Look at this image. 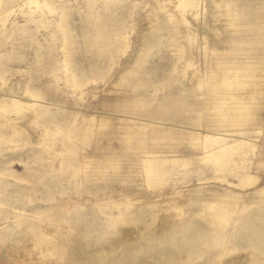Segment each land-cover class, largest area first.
I'll return each mask as SVG.
<instances>
[{
  "label": "rangeland",
  "instance_id": "1",
  "mask_svg": "<svg viewBox=\"0 0 264 264\" xmlns=\"http://www.w3.org/2000/svg\"><path fill=\"white\" fill-rule=\"evenodd\" d=\"M4 98L0 264L264 260V0H0Z\"/></svg>",
  "mask_w": 264,
  "mask_h": 264
},
{
  "label": "bare ground",
  "instance_id": "2",
  "mask_svg": "<svg viewBox=\"0 0 264 264\" xmlns=\"http://www.w3.org/2000/svg\"><path fill=\"white\" fill-rule=\"evenodd\" d=\"M182 4V2L180 3V5ZM183 73V72H182ZM261 85V84H260ZM229 92V91H228ZM9 102H11L13 105H14V108L16 109V110H19L23 105H24V103L23 102H21V101H18V100H16V99H11L10 101H7V100H5V98L3 99V100H0V109H6V108H8V104H9ZM240 113H236V117L239 115ZM4 136V134H1L0 135V137H3ZM224 198V197H223ZM232 202V201H231ZM217 204L218 203H214L213 202V204H208L207 206L208 207H206V215H207V217H208V221L211 223V224H215V225H217V226H223L222 224L225 222V221H227V216H225V209H221V210H219V209H216L217 208ZM220 206H222V205H220ZM220 206H218V207H220ZM239 208V207H238ZM238 208L236 209V213H238ZM263 208V207H262ZM212 209H213V212H209V211H212ZM214 209L216 210V211H214ZM209 210V211H208ZM150 214V213H149ZM149 217V216H148ZM242 217V216H241ZM244 218H246V220H248V218L247 217H244ZM234 219V218H233ZM174 220H176V221H174ZM172 222L170 221V222H168L167 220V222L168 223H166L164 226L165 227H162V231H163V235H162V237H163V239L165 240V242L166 243H172L173 245H175V247L177 248V251H174L173 250V252H169L168 250H161L160 251V253H161V256L163 257V259L165 260V262L166 263H168V264H194L195 263V257H194V253H195V251L198 249V247H200V246H202L204 243H207V241H210L211 240V238L213 239L214 238V236L213 237H210L208 234H205V236L202 234V235H199L198 234V230L197 231H194V227L193 228H191V222H189V220L188 219H186V220H184V221H182V222H177L178 220L175 218ZM245 220V219H244ZM244 223V222H243ZM245 223H247L246 221H245ZM245 227H243V229H245V230H247L248 232H251V234H253V235H255V240L258 242V247H259V249H258V254H259V256H260V259L259 260H262V258H263V254H264V226L263 225H261V226H256V225H254V226H251V225H244ZM177 230V231H180V232H183L182 233V237H180V236H178L177 235V237H178V239L177 240H175V241H171L170 240V236H173V233H172V230ZM202 232V231H201ZM156 235H160V234H157V232L155 233ZM162 234V233H161ZM181 234V233H180ZM222 234V237L223 236H225V234H224V232L223 233H221ZM126 236H128V237H130V239H129V241L128 242H130L131 240L133 241H135L134 243H137V241H136V237H135V235H126ZM125 236V237H126ZM21 237H23V236H21ZM215 237H217V236H215ZM221 237V236H220ZM132 238V239H131ZM23 239V238H22ZM190 239V240H192V243L191 242H188V240ZM21 240V239H20ZM22 241V240H21ZM23 242V241H22ZM191 243V244H190ZM171 244V245H172ZM186 244H188V246L186 245ZM7 246H9V245H7ZM187 247V248H184V247ZM13 247V246H12ZM8 248V247H7ZM17 248H19V246L17 247ZM176 248H174V249H176ZM178 248L181 250H183V251H186V254H183V251L182 252H179V250H178ZM131 249V248H130ZM9 250V249H8ZM12 250H13V248H12ZM17 250V249H16ZM19 250V249H18ZM17 250V251H18ZM127 250V249H126ZM112 251V250H111ZM127 251H129V249L127 250ZM133 251V250H132ZM20 252H23V251H20ZM6 253V252H5ZM18 253V252H17ZM16 253V255H18ZM101 253V252H100ZM99 253V254H100ZM104 253V252H103ZM261 253H263V254H261ZM24 254V253H23ZM22 254V255H23ZM11 255H13V254H11ZM10 255V256H11ZM209 255H211V254H209ZM19 256V255H18ZM21 256V255H20ZM19 256V257H20ZM101 256V255H100ZM98 257V256H95L96 257V259H98L99 261H98V263H100V262H102V261H104V260H106V259H104V257L103 256H101V257ZM3 257V256H2ZM11 257H13V256H11ZM17 258V257H16ZM13 259H14V257H13ZM13 259H11V262H12V260ZM10 260V259H9ZM17 260H18V258H17ZM20 260V259H19ZM18 260V261H19ZM233 260V259H232ZM236 261H237V264H249V262H246V261H242L241 259H239L238 258V260H237V258L235 259ZM234 260V262L236 263V261ZM15 261V260H14ZM14 261H13V263H14ZM21 261V260H20ZM19 261V262H20ZM210 261V260H209ZM208 261V262H209ZM0 262H1V259H0ZM207 262V261H206ZM12 263V264H13ZM15 263H16V261H15ZM18 263V262H17ZM234 263V264H235ZM261 264H263L264 263V260H262L261 262H260ZM11 264V263H10ZM22 264V263H21ZM120 264V263H119ZM204 264H205V262H204ZM258 264V263H257Z\"/></svg>",
  "mask_w": 264,
  "mask_h": 264
}]
</instances>
